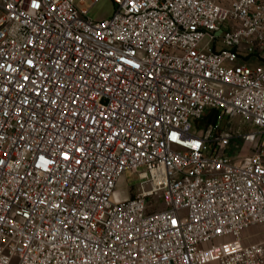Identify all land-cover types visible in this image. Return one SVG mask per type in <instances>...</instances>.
<instances>
[{"label": "built area", "instance_id": "obj_1", "mask_svg": "<svg viewBox=\"0 0 264 264\" xmlns=\"http://www.w3.org/2000/svg\"><path fill=\"white\" fill-rule=\"evenodd\" d=\"M113 3L0 0V264H264V0Z\"/></svg>", "mask_w": 264, "mask_h": 264}, {"label": "rangeland", "instance_id": "obj_2", "mask_svg": "<svg viewBox=\"0 0 264 264\" xmlns=\"http://www.w3.org/2000/svg\"><path fill=\"white\" fill-rule=\"evenodd\" d=\"M76 4H83L84 6H90L88 14L95 20H100L104 18L110 17L115 9V5L113 0H99L96 3H93L92 0H76ZM215 115L206 114L200 120H195L191 118V123L193 130L195 128L207 129L213 125L215 120ZM224 122L228 123V127H231V131L234 134L235 138L227 147L226 154L230 155L232 158H240L246 155L249 152L256 151L258 147L252 148L248 142H244L241 139H237L243 132L248 131L252 126L245 122L240 116L232 117L229 119H225ZM197 130V129H196ZM139 183L140 179L138 173H129L126 172L123 175L121 182L118 184V189L123 197L126 196H135L139 191Z\"/></svg>", "mask_w": 264, "mask_h": 264}, {"label": "crops", "instance_id": "obj_3", "mask_svg": "<svg viewBox=\"0 0 264 264\" xmlns=\"http://www.w3.org/2000/svg\"><path fill=\"white\" fill-rule=\"evenodd\" d=\"M242 240L244 243H253L264 240V223L254 224L248 227L242 234ZM206 264H218V262L212 261Z\"/></svg>", "mask_w": 264, "mask_h": 264}, {"label": "snow or ice", "instance_id": "obj_4", "mask_svg": "<svg viewBox=\"0 0 264 264\" xmlns=\"http://www.w3.org/2000/svg\"><path fill=\"white\" fill-rule=\"evenodd\" d=\"M35 6V5H34Z\"/></svg>", "mask_w": 264, "mask_h": 264}]
</instances>
